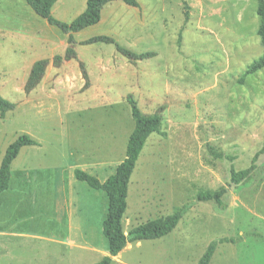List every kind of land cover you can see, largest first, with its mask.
I'll list each match as a JSON object with an SVG mask.
<instances>
[{"label":"rangeland","instance_id":"374dc122","mask_svg":"<svg viewBox=\"0 0 264 264\" xmlns=\"http://www.w3.org/2000/svg\"><path fill=\"white\" fill-rule=\"evenodd\" d=\"M136 1L147 16L140 26L125 19L120 8L108 23L79 31L73 44L77 60L55 68L51 62L65 54L67 35L50 26L42 33L51 44L42 48L30 38L31 32L18 33L21 25L31 28L29 15L15 0H0V96L15 106L0 117V162L20 136L40 141L43 152L35 157L37 168L53 171L44 170L45 175L64 172V179L74 183V195L93 206L92 226L81 241L107 251L97 223L106 218L108 198L101 191L104 203L101 196L94 197L92 189L75 180L73 171L89 170L85 165L90 158L85 156L100 145L113 149L103 150L106 155L98 159L109 162L115 172L125 156L124 132L134 124L126 101L131 95L143 115L160 112L162 124L161 133L146 140L130 177L123 231L174 213L181 218L163 238L128 244L115 264H197L211 243L219 247L212 264H264V69L238 83L264 56L256 35L257 0ZM85 6L86 0H60L51 13L70 24ZM34 17L42 27L43 20ZM99 36L115 43L81 44ZM134 36L138 40L132 43ZM115 44L157 56L131 68ZM43 59L49 61L43 81L48 85L41 100L33 101L24 85L32 65ZM80 62L86 73L92 72L86 86ZM131 69L137 75L132 76ZM133 80L141 85H130ZM260 151L250 182L229 189L230 172L248 168ZM89 174L105 180L97 172ZM220 188L227 189L223 208L213 201H197L200 192ZM21 202L11 213L17 229L31 236L16 239L14 247H54L44 239L52 205ZM174 247L187 253L186 258H174ZM23 252L29 256L26 249ZM78 256L73 264H95L102 258L99 253Z\"/></svg>","mask_w":264,"mask_h":264},{"label":"crops","instance_id":"0c3cea01","mask_svg":"<svg viewBox=\"0 0 264 264\" xmlns=\"http://www.w3.org/2000/svg\"><path fill=\"white\" fill-rule=\"evenodd\" d=\"M15 2L20 5V8H22L23 11L27 13V15H29L30 20L28 24L29 27H31V28H27L28 29L27 30L25 25H21L20 28L21 30L18 33L24 34V33H28L26 31H29L32 33V34L30 33L31 35L30 38L36 40V42L41 44L40 46H42V48L44 46L46 47L50 45L51 43L49 39L47 38V36H44L42 31H50L51 25H49L46 22V20L41 18L43 20L40 21L43 23V24L41 23L42 24L41 27L37 19L34 17V16L36 17L38 16L31 10L30 7H28L29 9H27L26 6L28 5L24 0L23 2H25L24 4L26 5H23L21 1L17 2V0H15ZM59 2L60 0H57L54 6ZM106 6H109L110 10L108 8V10L105 11V8H107ZM120 8H122L123 12L125 13L124 18L127 19L128 21H133L135 25L140 26L142 22L145 19H147V16L145 15V10L141 8L139 3H138V7H129L125 4L110 5L108 3L102 8L100 14V21L98 23H108L109 20L114 19L116 13L118 12L117 10H119ZM36 23H38L39 27L34 29L33 26ZM78 33L79 32L72 34L73 40L75 38V35ZM136 37L137 36H134L131 39L132 43L138 40ZM23 42L24 39L20 38L19 44L21 45ZM75 43L76 42L74 41V44ZM83 43L84 42H82L81 44ZM139 54H144V53H139ZM156 56L157 54L156 52H154V56L152 58ZM143 61L144 60L131 62L127 60L125 61V63L127 64L128 62L131 65L130 66L131 68L132 67L135 68L136 66L141 65ZM103 70L104 72L108 71L106 67H103ZM134 70L135 69H131L130 71L132 72L131 73L132 76L136 74L133 72ZM86 74L87 77L88 76L90 77L92 72L88 70ZM44 80H45V74L41 82L31 92L28 93V95H30L31 97L34 96V99H32L33 101L41 100L42 98L41 93L44 92L45 90L44 88L47 87L48 85L43 83ZM74 80H76V76H74ZM134 80L130 81V85L132 86L137 85V87L141 85V83L139 84L140 80H138L137 83ZM84 85H85V81H84ZM132 89L134 88L132 87ZM38 97L40 98L38 99ZM133 130H134V124L133 127H130V129L124 132L126 134H124V138L121 142L122 145L127 143V140L131 135V133L133 132ZM35 141L37 143L36 145L23 147L20 150L16 159L12 162L10 168V180H9L8 188L7 190H5L0 194V264H73L76 253L80 254V256H78L80 258H81V254L83 255L85 253H91V254L99 253L100 255H102V258H104L105 256L108 255V248L107 251H105L104 248L98 249L94 246L88 247L86 245V242H84L83 240L81 241L82 238L86 237V235L88 234V230L92 226L91 214L94 213L92 204L89 205L86 202L85 198L84 199L78 198V196L74 195V191L72 190V186L74 183L71 180L70 182H68L70 178L64 179V172H62L61 174L54 172L50 175L47 174L45 175L43 173L44 170L48 171V173L53 171L49 167L41 168V169L37 168L34 161H35V157H39L42 154L43 144L40 143V141L38 140ZM103 150L112 152L113 149L102 148L100 147V145H96L93 149L88 151L85 157H89L90 159H89V163L88 164L86 163L85 167L88 168L89 170H85V171H87L88 174L97 172L101 174L102 177H105L104 179L106 180L108 177L112 175L113 168L110 169L111 165L109 162L98 159V157L102 158V156L106 155V153L103 152ZM121 162L122 161H119L118 164H120ZM113 166H115V164ZM74 171H73V176H74ZM75 180L77 179L75 178ZM98 192L99 191L97 190H93L92 193L93 196L96 198L101 196L98 195ZM100 198L104 203L103 197L101 196ZM128 199H129V192L127 196V209L125 215L127 214L129 207ZM21 201H24V203H28V204L38 205V204L50 203L49 205H52L51 220L50 222H48V227H49L48 237L44 239H47L48 241L52 242L51 244H53L54 247H49V248L48 247H43V248L14 247V244L17 242L16 239L18 240L23 239V235L31 236L24 234L22 229H17L18 228L17 221L14 218V214L11 213L15 209L14 206L15 203L20 202L19 204H23ZM102 223L103 221L101 220L100 217V220L98 221L97 224L100 227L101 231H102ZM32 237L33 239H38V237L37 238L34 236ZM18 242L20 243L21 241ZM7 243H10L12 247L7 246ZM127 248L129 247L124 248L121 253H119L116 257L113 258V264L117 262V259L122 256L123 252H125ZM167 248L168 247H166V249ZM172 248L169 247V250H171ZM174 248L176 249L174 258L180 260L186 258L187 253H180L179 250L180 247H174ZM218 248L219 247H216V250L211 258L210 264L213 263ZM24 249L28 251L29 256L24 254L23 252ZM120 264L123 263L120 262Z\"/></svg>","mask_w":264,"mask_h":264},{"label":"trees","instance_id":"16d2710c","mask_svg":"<svg viewBox=\"0 0 264 264\" xmlns=\"http://www.w3.org/2000/svg\"><path fill=\"white\" fill-rule=\"evenodd\" d=\"M24 1L38 17L46 20L49 25L59 28L67 35L68 47L65 50V54L63 56L54 57L51 62L52 66L55 68L60 67L63 62L77 59L73 49L74 40L72 34L98 24L101 10L106 4L121 1L129 7H138L136 0H87L85 10L70 24H65L53 18L51 14L52 7L57 0ZM256 15L259 18V27L256 31V35L260 38L264 48V0H257ZM93 43L114 44L115 42L109 37L99 36L91 38L83 44L87 45ZM115 47L119 54L131 62L146 60L154 56V53L137 55L117 44H115ZM48 65L49 61L47 59L39 60L32 65L24 85L25 93L31 92L41 82ZM79 68L86 86L88 84V77L83 64L80 63ZM262 69H264V56L249 66L238 80V83L243 84L246 76L253 75ZM126 100L130 107L131 117L134 121V130L127 140L124 160L117 166L115 172L103 182L84 171L78 169L74 171V176L78 181L85 183L92 190L105 193L108 198L107 214L102 223V235L108 243V255L96 264H113V258L121 253L128 244L157 240L169 235L176 228L181 218L180 213H174L133 227L127 234L123 231L122 220L127 208V192L130 177L146 140L152 134H160L162 124L160 112L145 116L140 112L131 95L127 96ZM14 108V104L7 102L0 96L1 118H4L6 114L13 111ZM36 144L35 140L29 136L23 135L6 149L0 164V194L8 188L11 164L18 156L20 150L23 147L34 146ZM261 151L255 154L248 168L240 171L232 170L230 172L229 189L241 183L250 182L252 173L256 169L255 160L259 154L262 153ZM226 192V188H220L214 192L202 191L197 195L196 199L199 202L213 201L219 207L223 208L224 204L222 202V197ZM223 242L226 241L221 240V243ZM216 246V243L209 244L197 264H210Z\"/></svg>","mask_w":264,"mask_h":264}]
</instances>
